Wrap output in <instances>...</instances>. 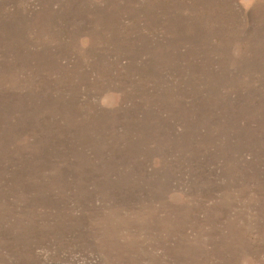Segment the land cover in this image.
Instances as JSON below:
<instances>
[{"label": "rangeland", "instance_id": "374dc122", "mask_svg": "<svg viewBox=\"0 0 264 264\" xmlns=\"http://www.w3.org/2000/svg\"><path fill=\"white\" fill-rule=\"evenodd\" d=\"M0 264H264V0H0Z\"/></svg>", "mask_w": 264, "mask_h": 264}]
</instances>
